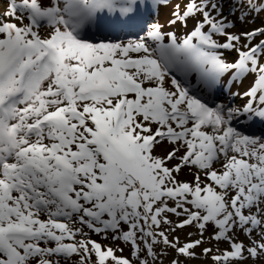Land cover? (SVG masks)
I'll list each match as a JSON object with an SVG mask.
<instances>
[{
    "label": "snow or ice",
    "instance_id": "6c2138e0",
    "mask_svg": "<svg viewBox=\"0 0 264 264\" xmlns=\"http://www.w3.org/2000/svg\"><path fill=\"white\" fill-rule=\"evenodd\" d=\"M225 2L0 0V264L264 260V0Z\"/></svg>",
    "mask_w": 264,
    "mask_h": 264
},
{
    "label": "rangeland",
    "instance_id": "374dc122",
    "mask_svg": "<svg viewBox=\"0 0 264 264\" xmlns=\"http://www.w3.org/2000/svg\"><path fill=\"white\" fill-rule=\"evenodd\" d=\"M173 2H179V0H173ZM233 0H226L225 4H224V11L225 13L228 12L229 7L232 5ZM3 6H7L6 4ZM183 6V5H182ZM240 7H243V5H240ZM167 12L169 14H171L172 8L171 5H169V7H162L160 9V15L163 14V12ZM237 16L239 15V12H237L236 14ZM160 18V17H159ZM233 17H229V19H232ZM264 26V12H260L259 15L253 14L251 16L246 17V20L243 24H237V27L235 29H233L234 31H243V30H251L253 28H257V27H261ZM261 39V37H257V40ZM256 41H253V43H255ZM251 82H246V80H243V82H241L240 84H235L233 83L232 85L234 86L233 89H231L232 92H244L246 91L249 87L252 86V82L254 80V76H251ZM231 85V86H232ZM218 95H220V93H218ZM247 97L241 99V97L236 96L233 100L234 103L236 104H243L245 103ZM221 102H228L226 97H222L220 99ZM170 145H168L167 143H165L162 147L158 148L157 151L160 152H166L167 150L170 149ZM187 171V170H185ZM182 178L185 179H192L191 176H187L185 175V173H182ZM170 218L172 220H176L175 216H170ZM197 231V229L195 227H185L183 230H179L177 229L176 234L179 235L181 237L182 240H184L185 238L188 237L189 233H193L195 234ZM95 239L99 240V237H94ZM198 238L196 235H193L191 237V239H196ZM205 239H207V235L205 236ZM240 239L243 240L245 243L248 242V238L241 234ZM215 245V241H212L211 243H206L203 244L200 247H197L195 249L196 252V258H185V257H180V259L183 261V264H212V253L208 254L207 256H205L203 254V248L205 247H211L214 248ZM114 247L116 245H113ZM119 247H122L124 249V255L127 256L129 255L131 248L130 246H125L123 243H120L118 245ZM228 245L227 244H221L220 247L221 248H226ZM169 251V255L167 257L164 258V264H169V262L174 258V255L171 253V250ZM120 253H117V255H119ZM244 264H256V262H254L251 258H249L247 261L244 262ZM259 264H264V260L260 261Z\"/></svg>",
    "mask_w": 264,
    "mask_h": 264
},
{
    "label": "bare ground",
    "instance_id": "6f19581e",
    "mask_svg": "<svg viewBox=\"0 0 264 264\" xmlns=\"http://www.w3.org/2000/svg\"><path fill=\"white\" fill-rule=\"evenodd\" d=\"M5 6H0V10H3ZM170 16L169 13H167L166 11L163 12V14H161L159 17H160V20L161 22H164L168 17ZM251 80V76H249L248 78H246V81H250ZM254 81V80H253ZM253 83V82H252Z\"/></svg>",
    "mask_w": 264,
    "mask_h": 264
}]
</instances>
